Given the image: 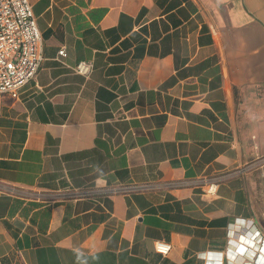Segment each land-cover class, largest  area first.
Returning <instances> with one entry per match:
<instances>
[{
  "label": "crops",
  "instance_id": "obj_1",
  "mask_svg": "<svg viewBox=\"0 0 264 264\" xmlns=\"http://www.w3.org/2000/svg\"><path fill=\"white\" fill-rule=\"evenodd\" d=\"M30 1L44 60L0 113V264H264V0Z\"/></svg>",
  "mask_w": 264,
  "mask_h": 264
},
{
  "label": "built area",
  "instance_id": "obj_2",
  "mask_svg": "<svg viewBox=\"0 0 264 264\" xmlns=\"http://www.w3.org/2000/svg\"><path fill=\"white\" fill-rule=\"evenodd\" d=\"M59 54L62 57L65 56L66 50H60ZM43 60L44 39L31 1L0 0V113L4 98L9 96L17 99L20 90L38 75ZM75 71L89 75L92 71V64L83 62L75 68ZM165 185L172 188L180 184ZM218 186L219 181L216 179L207 181L203 191L204 195L216 196ZM151 189L153 187L150 185H136L120 190L112 189L111 193H130ZM77 196H84V194ZM246 227L250 228L248 232L252 231L254 243L264 244V238L253 222H248ZM241 242L244 241L241 240ZM155 248L159 254L166 256L172 250V245L159 241Z\"/></svg>",
  "mask_w": 264,
  "mask_h": 264
},
{
  "label": "rangeland",
  "instance_id": "obj_3",
  "mask_svg": "<svg viewBox=\"0 0 264 264\" xmlns=\"http://www.w3.org/2000/svg\"><path fill=\"white\" fill-rule=\"evenodd\" d=\"M244 262L248 263V262H250V260L249 259H246V260H244Z\"/></svg>",
  "mask_w": 264,
  "mask_h": 264
}]
</instances>
